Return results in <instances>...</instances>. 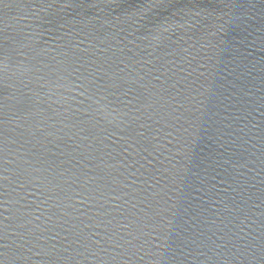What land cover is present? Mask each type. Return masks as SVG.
Returning a JSON list of instances; mask_svg holds the SVG:
<instances>
[{
  "label": "water",
  "instance_id": "obj_1",
  "mask_svg": "<svg viewBox=\"0 0 264 264\" xmlns=\"http://www.w3.org/2000/svg\"><path fill=\"white\" fill-rule=\"evenodd\" d=\"M0 264H264V0H0Z\"/></svg>",
  "mask_w": 264,
  "mask_h": 264
}]
</instances>
